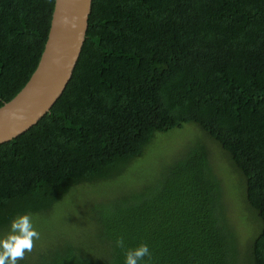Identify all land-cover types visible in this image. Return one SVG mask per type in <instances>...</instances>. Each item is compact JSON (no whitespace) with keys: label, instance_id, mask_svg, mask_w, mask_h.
Segmentation results:
<instances>
[{"label":"trees","instance_id":"obj_1","mask_svg":"<svg viewBox=\"0 0 264 264\" xmlns=\"http://www.w3.org/2000/svg\"><path fill=\"white\" fill-rule=\"evenodd\" d=\"M55 3L0 0V108L36 72ZM193 128L238 176L251 237ZM159 134L179 155L122 192ZM24 214L40 238L18 264H124L143 244L141 264H240L243 245L264 264V0H94L62 97L0 145V237Z\"/></svg>","mask_w":264,"mask_h":264},{"label":"water","instance_id":"obj_2","mask_svg":"<svg viewBox=\"0 0 264 264\" xmlns=\"http://www.w3.org/2000/svg\"><path fill=\"white\" fill-rule=\"evenodd\" d=\"M94 0H56L49 38L26 87L0 108V145L28 132L62 97L87 38Z\"/></svg>","mask_w":264,"mask_h":264},{"label":"rangeland","instance_id":"obj_3","mask_svg":"<svg viewBox=\"0 0 264 264\" xmlns=\"http://www.w3.org/2000/svg\"><path fill=\"white\" fill-rule=\"evenodd\" d=\"M191 131L192 134L190 132L189 135L192 137L194 136L193 137L194 139H200L202 143L206 144L211 152L212 158H215L217 161H219L220 165L226 166L224 169L219 166L220 168L217 170L218 175L222 178V181L224 182L223 184L226 187V191H227L226 199L232 200L234 198L233 193L238 194L237 197L238 199H236V202H234V206L232 207V213H234L235 219L236 217L241 218V220L246 219L247 220L246 223L249 224V226H247V229L243 234L241 232L238 233L241 235L242 239L244 236H246V234H248V238L251 237V234L253 232H256L260 228L261 223L256 218L255 212L248 206L246 200L243 198V193L239 184L238 176L236 175L234 170L230 167L229 162L226 160V157L224 156L221 149L216 143H214L203 132L199 131L196 128L191 129ZM170 136L171 135L169 134L158 135V138L154 142V148L152 147L148 150L146 158L143 159V161L141 162L143 164L139 167L130 168V170L126 174L125 182L128 185H126L123 190L121 189L122 192L124 191V193H127L129 191L131 192V191H137L138 189L139 190L144 189L154 180L156 175H158L161 171H163L164 165L166 164L167 161L171 160L170 158L174 159L177 155H179L180 152L178 153V151L180 149L172 153L171 149H173L174 147L172 148V146L169 144V140L166 142V139H170L169 138ZM234 189L237 190L235 191ZM120 192L118 191L117 194ZM106 199L107 197L104 196L103 200ZM253 227H255L254 230ZM250 229H252L253 231H251ZM248 238L246 239V242L249 240ZM244 246L245 245L242 246L243 250L240 253V264H246L245 260L247 259L248 252L246 250L247 249L246 246L245 247Z\"/></svg>","mask_w":264,"mask_h":264},{"label":"clouds","instance_id":"obj_4","mask_svg":"<svg viewBox=\"0 0 264 264\" xmlns=\"http://www.w3.org/2000/svg\"><path fill=\"white\" fill-rule=\"evenodd\" d=\"M40 233L35 229L32 218L27 215H19L11 221L10 231L0 237V264H18L24 259L25 252H31L34 241L39 240ZM123 247L124 241H117ZM150 257V249L147 244L130 250L125 255L124 264H141L145 257Z\"/></svg>","mask_w":264,"mask_h":264}]
</instances>
